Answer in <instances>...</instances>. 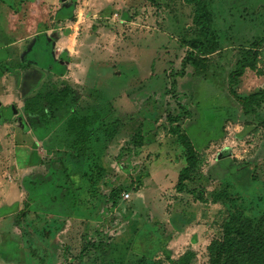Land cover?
Listing matches in <instances>:
<instances>
[{
    "label": "rangeland",
    "instance_id": "374dc122",
    "mask_svg": "<svg viewBox=\"0 0 264 264\" xmlns=\"http://www.w3.org/2000/svg\"><path fill=\"white\" fill-rule=\"evenodd\" d=\"M0 1L14 9L25 0ZM206 7L216 41L208 56L188 47L202 38L192 22L194 6L184 0H57L9 33L25 37V46L32 45L30 33L41 34L25 56L38 70L3 80L0 97H12L5 100L10 108L36 96L51 116L45 96L65 90L68 107L57 121L64 132L69 117L98 118L86 128L85 145L68 133L65 156L77 161L44 177L55 197L25 199L18 218L0 221L1 261L210 264L234 228L238 234L229 237L238 253L221 264H264V0H206ZM8 24L0 14V30ZM44 31L54 34L50 42ZM251 50L257 52L254 69H245L234 88L241 99L257 95L246 108L229 95L228 83ZM16 80L19 86H12ZM179 136L191 144L195 167L177 188L187 154ZM5 155L15 158L13 150ZM41 161L37 156L29 164L27 187L45 173L37 169ZM21 167L5 168L2 178H16ZM57 182L59 191L52 187ZM9 193L0 210L14 201L17 192ZM35 211L56 214L58 224L30 228ZM26 215L27 228L13 226ZM8 234L22 248L12 246ZM45 239H52L51 249L40 242Z\"/></svg>",
    "mask_w": 264,
    "mask_h": 264
},
{
    "label": "crops",
    "instance_id": "0c3cea01",
    "mask_svg": "<svg viewBox=\"0 0 264 264\" xmlns=\"http://www.w3.org/2000/svg\"><path fill=\"white\" fill-rule=\"evenodd\" d=\"M56 3L57 0H25L23 2L20 1L18 7L11 9L10 5H7L5 2L0 1V14L12 26L9 27V24L8 26L5 25L4 28L6 29V32L0 30V38L3 39V45L0 46V92L4 91L3 87H5L4 86L5 83L3 82V80H5L7 76L9 77L10 75L12 76L14 75L15 78L17 79L18 75L22 74V72L38 70V66L36 63L25 62V56L29 51L32 50L33 47L31 46L36 44L37 38L41 36V34L39 35L40 32L34 34L30 33V35H28L27 38L32 44V45L29 44L28 46H25L26 43L24 41L25 39H22L25 37L17 38L13 33L18 32L20 25H22V23L25 20H27V18H30V15L38 13L39 8L41 12L43 11L44 13V9H42V7H49L55 5ZM12 31L13 33L9 34ZM49 33L50 31L49 32L44 31L45 38L47 39V41L50 42L49 39L54 34L52 33L49 34ZM6 38L7 41L4 42V39ZM13 39L14 40L16 39V41L15 42L12 41ZM50 54H51L50 59L52 60V62L58 65L57 63L58 55L55 54L54 51H51ZM59 66L62 67L61 64H59ZM47 70H49V72L55 76L52 67L47 68ZM45 85L46 84H39V87L41 88ZM12 86H19V83L18 82L16 84L14 83ZM23 86H25V83ZM28 94L31 95L32 93H28ZM29 97H30L29 95H25L21 101L20 107H14V108H10V105L5 101L9 98L12 99V97L9 96L0 97V175L2 174V171L5 168L9 167L10 172L13 173L14 170H12L13 169L12 167L14 165L15 167L20 166V164L21 166H24V168L21 167V169L19 168L17 169L18 173L15 176L16 178L13 179H10L9 177L7 178L6 176L8 175L7 173L6 175H4V178H2V175L0 176V207L7 205L8 202L7 198L10 194L9 193L10 190H15L17 192L14 201L11 202L12 204L11 205L9 204V207L4 208L6 210H0V221H5L7 219L10 220L11 217L13 216L15 217L17 216L16 218H18L19 214L25 208L27 200L37 198L38 201L35 202H39L40 199L47 200V198H50L49 196L55 197L56 193H53V190L51 189L52 183L44 182L43 180L44 177H46L48 174L50 175L52 173L51 172L52 169L57 170L58 173L60 172L62 173L64 171L63 169L66 168L65 166L67 164H70L72 166L73 161H77L76 160L77 158H73V156L72 157L65 156V149H64L66 148L64 146L65 142L68 141L69 143V141H71L72 138L67 137L69 136L68 133L62 130L64 124L59 126L57 122L58 120L60 122L63 120V115H64V113L62 112L63 110L58 111V109L52 108L54 110L52 111L53 114L51 116L47 115L45 112L46 114L45 117L48 118L47 121L45 120V118H42V116L41 117L36 115L29 116L24 111L25 102L29 99ZM59 113L62 115L60 119L57 118L58 117L57 114ZM69 119H71V117H69L65 123H67ZM31 120L34 121L31 122ZM70 145H73V142L70 143ZM9 150H13L15 158L10 159L9 157V159H6L5 153L8 152ZM21 154L25 157L20 161L19 157L21 156ZM37 156L40 157L42 160L41 164L37 165V169L38 171H41V168L43 170L45 169V173L40 174L41 178L40 175L37 173L36 175H39L36 176L37 178H35L37 180L31 182L30 184L31 187H27L28 186L27 184H29L27 183L28 181L27 177L32 173L29 170L30 169L29 164ZM25 167L26 168L28 167L27 168L28 171H26ZM184 167L185 166H183V168ZM183 168L178 169L177 174H179L180 170H182ZM8 169L6 170L8 171ZM22 170L26 171L25 173H23V175L21 174ZM11 173L9 175H11ZM61 180H65V178H62ZM67 180H69L68 183H71V185L74 182L72 177L66 178V181ZM66 181L61 183L62 184L61 186L63 187L62 189L64 190H67L65 189L66 186H63L65 185ZM5 185H7L8 187H5ZM57 185H59V182L53 184L52 186L54 187L53 189L55 191H59ZM122 198L124 200H127L129 199V195L127 194L123 195ZM3 200L6 201L3 203ZM33 203L34 202H31V205ZM32 215L34 217L32 221L35 222L33 226H31L30 228H34L35 225L39 223L40 225H45V229L49 228L52 230L53 227H55V224L56 225L58 224L56 222L58 216H56V214L54 213L53 214H50V212L37 213L35 211L32 213ZM27 217L28 215L21 218L23 222H21V220L19 219L16 220L15 222L12 221L13 226L15 225L14 227H16L17 229L23 227L24 230L25 228H27V223H26ZM10 227L11 226L9 224V228ZM38 230H41V228ZM33 232L36 231L33 230ZM25 235H26V230L23 231V234L21 235V239L25 240ZM8 236H10V234H8ZM10 240L12 241L13 238H11ZM50 240L52 241V239ZM50 240L45 239V241L40 240V242L42 243V245H46L48 246V248H50V244H49ZM17 242L12 241L13 244L11 243V245L17 249L22 248L21 243L19 242L17 243ZM34 250L37 251L36 249ZM39 258L40 257L37 255V259ZM39 260L43 262L45 261L44 257L40 258ZM0 264H14V263L10 261L3 262L1 261L0 258Z\"/></svg>",
    "mask_w": 264,
    "mask_h": 264
},
{
    "label": "trees",
    "instance_id": "16d2710c",
    "mask_svg": "<svg viewBox=\"0 0 264 264\" xmlns=\"http://www.w3.org/2000/svg\"><path fill=\"white\" fill-rule=\"evenodd\" d=\"M185 3L194 6L193 12V25L198 29V32L201 36V40H192L188 43L189 49L192 51H197L200 56H208L211 55L216 48L215 36L212 32V17L210 13L207 11L206 0H184ZM259 46L258 44L255 45ZM257 52H253V50L248 51L246 56H244L241 60L236 63L235 70L229 76L228 83V92L229 95L241 103L244 107L248 108L250 100H253L257 95H250L246 99L239 98L234 88L237 85L238 79L243 75L245 69H254V61L256 59ZM190 61V60H188ZM187 64L186 58L183 60V65ZM68 97L69 93L65 90L59 92L58 94H48L45 96L44 101L51 108L63 110L68 107ZM264 97V96H263ZM41 100L38 97L29 98L24 105V111L29 116H39L45 118L47 121L48 118L45 117L42 106H40ZM98 118V113L93 114L89 118H71L67 122V131L73 137H77L80 139L84 145L88 140V136L90 135V131L86 128L91 127ZM180 141L184 145V148L187 151L185 162L186 166L180 170L178 174V184L177 188L185 181L186 176L192 171L195 167V160L193 157V148L191 144L187 141L186 138L179 136ZM79 142H73L74 146L81 147L78 145ZM82 147H85L82 145ZM76 155V154H75ZM76 157V156H75ZM73 157V158H75ZM227 236L225 238V247L217 248L214 251V258L211 260L210 264H221L222 259L224 257H228L238 253V248L235 245V242L232 238H230V233H237V230L231 228L227 231ZM255 247L260 248L262 246L261 241H257L253 244Z\"/></svg>",
    "mask_w": 264,
    "mask_h": 264
},
{
    "label": "built area",
    "instance_id": "2783aa9c",
    "mask_svg": "<svg viewBox=\"0 0 264 264\" xmlns=\"http://www.w3.org/2000/svg\"><path fill=\"white\" fill-rule=\"evenodd\" d=\"M126 197V196H125Z\"/></svg>",
    "mask_w": 264,
    "mask_h": 264
}]
</instances>
